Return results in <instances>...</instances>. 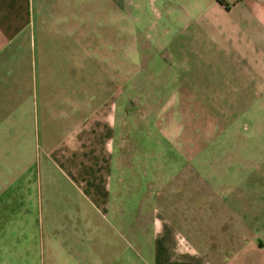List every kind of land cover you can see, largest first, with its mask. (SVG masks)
Returning <instances> with one entry per match:
<instances>
[{
	"label": "crops",
	"instance_id": "obj_1",
	"mask_svg": "<svg viewBox=\"0 0 264 264\" xmlns=\"http://www.w3.org/2000/svg\"><path fill=\"white\" fill-rule=\"evenodd\" d=\"M197 98L264 99V0H0V264H264V197L195 168Z\"/></svg>",
	"mask_w": 264,
	"mask_h": 264
},
{
	"label": "rangeland",
	"instance_id": "obj_2",
	"mask_svg": "<svg viewBox=\"0 0 264 264\" xmlns=\"http://www.w3.org/2000/svg\"><path fill=\"white\" fill-rule=\"evenodd\" d=\"M195 85L198 89H204L203 82H196ZM170 86L173 85L170 84ZM171 89L172 87L169 90ZM167 93L166 89H164L163 94L166 95ZM147 100L150 107L149 110L154 113L155 105L158 103L152 99ZM162 100L166 104L171 99L164 98ZM243 100L247 101V99ZM139 101H142V99H135L133 104L138 105ZM194 101V105L190 103L189 107L186 108L187 120L185 122L189 121L187 127L193 130L195 135L190 138H196L198 141L200 139H211V144L207 143L206 149L203 151L204 155H201V159L205 156L204 159L195 162V168L219 175L218 178H207V182L212 185L235 186L236 182H240L244 189H247L245 191H249V194H246L247 196L251 197L253 193L256 195L259 193L260 197H264V99H254L253 106H247L248 103L246 102L242 105L243 102L240 99H211L209 102L211 109L208 103L206 104L207 107H204L203 98H197ZM233 103L241 104L242 106L240 108H231ZM175 105L183 107L182 103ZM242 107L245 109V113L241 111L232 113L234 110H242ZM181 112L184 113L183 110ZM164 121L165 126L176 124L174 123L175 120L172 121L171 118H167V115H165ZM175 128L174 132H177ZM166 131L171 133L173 130ZM148 142L147 137L142 138V143L145 144L143 145L145 146L144 150L148 149ZM172 149L167 144L162 147L164 168L169 170L171 166L167 160L175 156V154L178 155ZM135 154H137V157L141 155L138 152ZM154 160L153 156L148 155L147 158L141 160L140 164H137V169H140L139 167L142 168L141 172L147 165L148 175L142 173L140 177H135L133 174V186H155V179L151 174L161 163L156 160L154 162ZM133 198H136L135 195H133ZM107 219V213L104 212L101 215L100 222L101 234L108 233Z\"/></svg>",
	"mask_w": 264,
	"mask_h": 264
}]
</instances>
